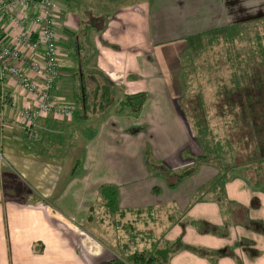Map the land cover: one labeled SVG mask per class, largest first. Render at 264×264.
<instances>
[{
    "label": "crops",
    "instance_id": "crops-1",
    "mask_svg": "<svg viewBox=\"0 0 264 264\" xmlns=\"http://www.w3.org/2000/svg\"><path fill=\"white\" fill-rule=\"evenodd\" d=\"M56 6L62 56L54 93L79 99L81 111L75 102L72 116L42 120L33 143L15 120L19 92L12 84L6 88L0 102V264H107L117 258L93 232L95 207L106 209L102 186L116 190L119 217L175 205L172 192L190 188L188 179L200 168L175 189L176 179L166 180L168 173L197 167L200 157L190 151L193 142L200 147L181 105L182 56L209 32L264 20V0H57ZM0 27L9 42L11 24ZM80 69L84 79H93V91L110 90L103 111L91 103L85 109ZM140 93L146 101L131 112L124 99ZM232 192L229 200L248 211L237 228L216 203L189 207L191 198L180 194L186 203L177 207L185 215L164 242L181 241V247L172 253L163 244L166 264H264L263 207ZM195 221L203 231L190 227Z\"/></svg>",
    "mask_w": 264,
    "mask_h": 264
},
{
    "label": "rangeland",
    "instance_id": "rangeland-1",
    "mask_svg": "<svg viewBox=\"0 0 264 264\" xmlns=\"http://www.w3.org/2000/svg\"><path fill=\"white\" fill-rule=\"evenodd\" d=\"M256 36L259 38L257 39ZM258 45L261 50L262 48L264 50V20L250 25L221 28L217 32L198 38L196 42L189 44L183 55L184 59L182 56L184 61V72L182 73L184 84H182V87L183 85L185 87L183 88L181 105L187 116L191 131L197 136L196 140L200 147H195L194 142L193 146L190 147L193 155L200 156L198 157L197 167L191 169L193 171L200 167L198 175L188 179V182L191 183L190 188H183L180 190L181 192L177 190L172 192L174 200L175 196L178 195V202L175 205L173 204L171 207L167 205L162 207L163 210L158 209L160 211L156 209L149 212L140 210V214L119 217L116 212L110 213L107 208L100 209L99 206H96L93 214V232L97 236H103V241L107 242L112 257L126 259L129 253L145 250L147 253L167 259V255L162 256L164 252H160L164 250L163 244L168 243L164 242V236L171 226L173 229L180 227V223L176 222L185 215V213L180 212L182 209L177 207L179 204L184 205L186 203L184 199L180 201V194L188 201L190 198V200H195L194 205L201 201H204V203H217L215 199L208 198L215 187L218 189L216 192L220 194L222 202H226L224 197L226 195L228 197V192L233 195L232 191H234V194H238L240 200H245L248 197L253 198L252 200H258L263 207L262 213H264V193L250 194L247 190H241L244 184L240 180H235L231 183L232 185L223 187V181L219 178L232 163L241 165L240 163L246 161V164H249L248 159L253 160V158L248 156H254L255 148H258L259 153L264 155V116H260L264 113V63H261L263 54L261 55ZM237 53L245 65L241 70L237 69L238 64L236 62L229 63L227 61L229 58L233 59ZM189 62L190 66L188 65ZM192 68L194 69L192 70ZM82 71L83 69H80L81 73ZM233 75H245L243 84L237 87V92L245 89L250 91L251 97L248 95V99L251 103L250 106H252L251 112H254L252 117L256 116V120L251 122L254 125L253 127L244 122L241 123L240 128L235 127L233 120L236 118L237 109L234 107L239 102H237V98H234L233 101V98L225 100L223 93L220 91L223 82H229V77L232 78ZM76 78L75 82L79 87L81 85L80 80H78V76ZM219 79L222 81L221 85L217 82ZM182 80L181 83H183ZM84 81L87 92L90 93L91 99H93L91 88H93L94 82L89 77ZM246 81L247 83H245ZM78 92H80L79 89ZM57 95L64 98L65 100L56 96L64 100L66 104L76 102L78 110H80L79 99L75 101L74 97L68 98L66 95ZM77 96L79 97L80 94L78 93ZM192 110L196 112L195 118L204 119L206 135L198 134L199 129L201 130V121H195L191 118L190 113H194ZM237 119H239L238 116ZM249 135H252L251 139ZM204 157L207 158V162L204 161ZM149 160L150 158H148ZM188 168H191V164L187 166ZM239 172L243 175L252 173L251 171L246 173L243 170ZM166 180L169 183L174 182L175 175L168 173ZM164 194L163 198L165 199L168 197V192ZM227 203L231 204L229 197ZM191 205L192 203L189 207ZM217 206L220 212L219 215L225 216V206L221 208L218 203ZM259 211H261V207ZM170 219L172 223L168 221ZM194 223L190 227L199 229V232L203 231L205 225L198 224L196 221ZM230 225L237 228L240 224L230 223ZM175 232L178 233V229ZM169 244L167 245L171 248H168V251L172 249V245ZM179 247H181V244L178 243L177 248L179 249ZM190 249L196 252L200 251L198 247H191ZM161 260L164 262V259Z\"/></svg>",
    "mask_w": 264,
    "mask_h": 264
},
{
    "label": "built area",
    "instance_id": "built-area-1",
    "mask_svg": "<svg viewBox=\"0 0 264 264\" xmlns=\"http://www.w3.org/2000/svg\"><path fill=\"white\" fill-rule=\"evenodd\" d=\"M57 0H0V26H12L9 42L1 39L0 102L7 87L19 92L15 120L28 141L40 139L44 119L62 121L74 108L55 95L61 48L56 36Z\"/></svg>",
    "mask_w": 264,
    "mask_h": 264
},
{
    "label": "trees",
    "instance_id": "trees-1",
    "mask_svg": "<svg viewBox=\"0 0 264 264\" xmlns=\"http://www.w3.org/2000/svg\"><path fill=\"white\" fill-rule=\"evenodd\" d=\"M215 32H217V30L209 32L206 35H209V34L215 33ZM206 35H204V36H206ZM256 37H257V39L259 38L258 36H256ZM210 40L212 41L213 39H210ZM260 46H261V44H260ZM260 46H259V48H260ZM260 52H261V55L263 54V58H261L262 59L261 63H264V50H263V48H262V50L260 48ZM228 56H230V55L228 54ZM227 61L229 63L236 62L238 64V68H237L238 70L243 69V67L245 66L244 61L241 59V57L239 56L238 53H237V55L235 54V57H233V59L229 58ZM188 65L190 66V62ZM186 67H188V66H186ZM193 69L194 68H192V70ZM245 75H240V76L233 75L232 78L230 76L229 82L228 81L223 82V84H222L223 87L220 88V91L223 93V97L225 98V100H229L230 98H233L232 99V101H233L234 98H237V100H238L237 102H239V103H237L236 107H234L237 109V114L235 115L236 118H234V120H233V123L235 124L236 128H240L241 123H243V122L247 123L248 125L250 124L253 127L254 125L251 122L256 120V118H255L256 116L252 117L254 115V112H251L252 106H250L251 103H249V99H248V95L251 97L250 91L245 89L243 91L237 92V89H238L237 87H240L239 85L243 84ZM90 79H92V78H90ZM220 79L222 81H224V79H222V78H220ZM220 79L217 80V82L219 84L222 83V81ZM84 83H85L84 74L82 73V89H83L84 94H83V97L82 96H80V97H82V101L84 102L85 109L88 110V108H89L88 105L91 103L92 105L97 104L99 111H103L106 108V106L110 103V90L107 87H102V89H100V87H98L95 89V91H93L91 88L92 96L94 97L93 99H91V95H90V93L87 92V89H86V86ZM245 83H247V81ZM146 98H147L146 94H143V93L131 95V96H126L124 99V105L126 107H128L131 112L138 113L141 110L144 102L146 101ZM231 105L233 106L234 104H231ZM192 111L194 112V110H192ZM190 112H191V110H190ZM195 113L196 112L190 113V116L195 121H201L200 122L201 123V125H200L201 130L199 129L200 132L198 134L206 135L207 131H206V126L204 125V119L195 118L194 117ZM237 116L239 117V119H237ZM260 116H264V113L260 114ZM251 136L252 135H249L250 139H251ZM227 145H229V144H227ZM229 148H231L230 145H229ZM244 149H246V148L244 147ZM248 157L253 158V160L248 159L250 162L249 164H246V161L240 163L241 165H237V164L232 163L227 167V169H225V172L223 171V173L219 177L223 181L222 185H223V187H226L227 185H230L235 180H240L244 184L243 185L244 189H246L250 194H252V193L253 194L254 193H264V155H261L259 153V149L255 148L254 156H252V157L248 156ZM203 159L205 162H207L206 157H204ZM207 167H209V166H207ZM210 167H212V166H210ZM240 170H243L246 173H247V171H251L252 173L247 174V175H243L239 172ZM192 175H193V171H190V170H184L182 173H180L179 176L176 175L175 176L176 184H172V188L175 189L183 179L189 178ZM217 190L218 189L215 187L213 189L212 193H210L208 198L210 199V196H213L221 208H223L225 206L224 208H226V210L224 211V213L226 214L225 216L228 219L229 223H233V224L242 223L243 220L248 217V211L245 208V206H243L241 204H236V202H231V204L229 205L227 203V198H228L227 195H226V197H224V200L226 199L225 200L226 202H222L221 197L219 196L220 194L216 192ZM100 195H101L103 201L105 202V207L107 208V210L110 213H115L116 208H117L116 207V200H117L116 190L114 188H112L111 186H102L100 188ZM194 202H195V200L194 201L192 200V202H191L192 205ZM178 243L180 244V242H173L172 244H169V245H172V249H171L172 253L176 251ZM166 251H167V249H166ZM166 251H164L162 256L167 255ZM161 259H164V262ZM165 260H166L165 257L161 258V256H156V255L147 253L145 251H142V252H135V253L131 254L130 256H128L126 259H121L119 257L114 258V259L110 260L107 264H166Z\"/></svg>",
    "mask_w": 264,
    "mask_h": 264
}]
</instances>
